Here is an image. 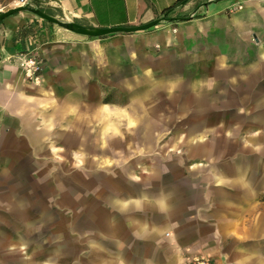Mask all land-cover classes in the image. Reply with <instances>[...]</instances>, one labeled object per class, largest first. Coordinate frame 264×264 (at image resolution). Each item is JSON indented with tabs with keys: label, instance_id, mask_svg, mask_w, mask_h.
<instances>
[{
	"label": "crops",
	"instance_id": "0c3cea01",
	"mask_svg": "<svg viewBox=\"0 0 264 264\" xmlns=\"http://www.w3.org/2000/svg\"><path fill=\"white\" fill-rule=\"evenodd\" d=\"M30 1L32 5L57 18L89 26L111 27L137 25L163 14L182 16L176 13L188 14L204 0ZM0 5L3 6V11L15 6L13 0H0ZM234 5H241V10L230 19L233 35L238 37L240 43L243 39L252 41L256 49L254 61L247 67H242L243 75L248 79L246 85L249 92L253 85L258 90L257 93L262 95L264 0H221L210 3L196 12L195 15L201 14L202 17L160 23L147 30L131 32L133 36L118 33L96 38L81 36L28 11H17L3 18L0 21V166L10 165L18 150L40 152L44 149L42 145L46 139H55L59 146L69 149L83 144L80 140L85 136L92 135L95 140V135H98L102 136L101 140H105L103 136L107 134H135L133 130L141 116L133 111L131 106L134 103L130 104L128 111L110 107L106 103H100L98 107L94 104L97 74L106 73L113 68L122 70V61L127 60L128 51L120 48L119 42L128 37H136L143 49L153 50L155 58L164 60L169 65L170 61H185L192 39L199 38L204 33L207 35L208 28L214 25L225 23L221 11ZM29 56L42 60L41 71L35 79L27 76L21 64ZM97 67L99 70H96ZM209 71L218 74L217 70ZM233 72L234 70H229L226 74ZM186 78L184 86H195L190 81L189 74ZM127 82V77H124L119 84ZM135 86L131 89L132 100L143 108L147 93L154 86L151 83L144 84L143 80ZM238 87L237 85L236 89ZM253 101L264 104V99ZM98 116L101 124L97 126ZM109 117L133 126L130 129L125 126L119 128ZM260 121L264 124V119ZM210 129L212 127H206L195 134L188 130V135L190 138L203 137ZM202 148L201 145L195 146L196 150ZM84 149L95 157V141L91 143L88 140ZM260 154L262 153L250 151L237 155L229 164H212L209 170L216 186L213 187L209 200L215 208L204 205L192 212L182 205V195L187 196L188 193L180 189L179 181L185 176L175 180L172 178L174 176L163 175L159 168L154 169L155 176L151 182L134 181L128 171L120 170L111 174L98 200L95 198V182L91 178L84 182L79 177H74L72 196L82 198L83 203L73 210V217L88 214L90 224L72 226V243L77 246V251L70 256L67 264H84L83 257L88 245L82 241L81 233L86 228L89 232H94L90 243L102 245L105 250L101 256L94 255L89 263L186 264L193 258L211 255L215 264H264V212L248 226L235 224L241 211L254 207L252 201H249L254 194L257 174L261 176L259 187L264 188V164L252 165L247 177L240 172L233 177L224 174V170L231 168L239 156L255 155L262 162L264 157ZM85 166L93 169L95 161H88ZM213 166L217 168L213 170ZM123 175L137 185L138 190L118 198L121 226H95L108 182ZM164 188L169 190L165 191ZM234 193L239 194L238 199L233 196ZM11 207L16 213L25 214L19 198H14ZM45 213L47 211H30L29 214ZM30 219L12 238L5 239L4 233L0 232V247H18L14 244L15 238L27 232L26 226H29ZM215 239H218L216 246ZM207 240L206 245L201 243ZM22 246L28 248L24 257L13 256L6 264H14L19 258L23 260L22 264H30V246L24 243L19 245Z\"/></svg>",
	"mask_w": 264,
	"mask_h": 264
},
{
	"label": "rangeland",
	"instance_id": "374dc122",
	"mask_svg": "<svg viewBox=\"0 0 264 264\" xmlns=\"http://www.w3.org/2000/svg\"><path fill=\"white\" fill-rule=\"evenodd\" d=\"M240 6L223 9L221 15L225 23L214 25L208 28L207 35L204 33L192 39L185 61H170L171 65L155 58L153 50L143 49L136 37L122 39L119 45L127 49V60L122 61V70L113 68L97 74L94 104L98 107L100 103H106L128 111L131 103L138 105L132 100L131 89L141 80L144 84L151 83L155 89L147 93L144 103L154 101L159 106L156 117L150 122L152 128L142 140L133 133H112L103 136L105 140L98 135H95V140L92 135L85 136L79 146H72L69 142L68 145L74 147L69 149L59 146L55 139H46L40 152L16 151V158L10 165L0 166V232L4 233L5 239L21 231L19 229H23L31 217L41 216L29 214L30 211L67 212L66 224L69 228L73 225L88 226V214L76 217L72 214L83 203L82 198L72 196L73 178L79 177L84 182L91 178L95 182V198L98 200L108 176L120 170L128 171L131 179L139 182H151L155 176L154 169L158 168L163 175L174 176L175 180L185 176L178 180L180 189L188 193L187 196L182 195L183 207L191 212L204 205L215 208L209 200L216 186L209 167L212 164H229L237 155L250 151L261 152L260 156L264 157V124L260 121L264 119L261 118L264 104L253 101L264 99V94L259 95L253 85L249 92L246 85L248 79L242 72V67H247L255 59V45L247 39H241L240 43L233 35L230 22L232 15L241 10ZM202 16L197 14L193 18ZM118 34L133 36L131 33ZM96 70H99L98 67ZM209 70H217L218 74ZM227 70L234 72L226 74ZM187 74L195 86L183 85ZM124 77L128 82L119 84ZM96 118L98 126L101 120L99 116ZM108 119L119 128L125 126L130 129L133 126L118 122L115 117ZM202 125L212 129L203 137L190 138L188 130ZM88 140L91 143L95 141V157L84 149ZM197 145L203 148L196 150ZM88 161H95L93 169L85 166ZM255 182L254 194L249 201L254 207L239 213L236 226H248L264 212V188L259 187V174ZM233 196L239 198L237 193ZM14 198L22 201L25 214H18L12 209ZM56 224L55 221L51 225ZM72 238L70 232L71 257L77 251ZM208 241L201 243L206 245ZM217 242L218 239H215V246ZM27 250V246L0 247V264L9 263L13 256L24 257ZM204 257H209L215 264L213 256Z\"/></svg>",
	"mask_w": 264,
	"mask_h": 264
},
{
	"label": "water",
	"instance_id": "95a60500",
	"mask_svg": "<svg viewBox=\"0 0 264 264\" xmlns=\"http://www.w3.org/2000/svg\"><path fill=\"white\" fill-rule=\"evenodd\" d=\"M221 0H204L193 8L186 16H165L164 14L153 18L147 22H143L137 25L131 26H111V27H97L89 26L78 23L73 20H65L62 18H57L51 14L46 13L40 7L34 6L32 4H26L23 6H14L0 12V21L6 16L15 13L17 11H28L32 14L54 24L66 30H69L75 34L86 36V37H102L115 33H131L137 31L147 30L153 26L160 23L170 22V21H181L192 19L199 8L208 5L210 3H216ZM154 87L148 92H153ZM145 105V108H144ZM133 106L135 108H133ZM133 111L142 112L140 114V119L135 126L134 131L136 132V138L143 139L144 136L152 128L151 120L155 118V113L158 109V105L154 101L147 102L142 106L132 104ZM141 110V111H140ZM147 110L149 113H145ZM206 127L202 125L197 128L189 129L190 133L195 134ZM146 145V144H145ZM260 161V160H259ZM255 155L249 156H239L235 159L234 164L231 168H226L224 174L226 176H236L238 173H242L246 177L248 176L249 168L252 165H262L264 161L259 162ZM217 167L213 166L212 169L215 170ZM168 191L169 188H164ZM138 190V186L133 184L128 180L126 176H117L108 182L107 188L103 192L101 206L97 213V222L95 226H121V211L119 209V199L122 196L131 195L133 192ZM67 213H57V212H47L39 217H32L30 219L29 226H26L27 232L24 234H19L16 236L14 244L19 246L24 243L30 246L31 258L30 264H67L70 259V246H69V233L72 232V226L69 228L66 224ZM115 219V222H114ZM57 222L55 226L51 224ZM93 225V224H92ZM94 232H89L88 228L81 233L82 241L87 243L88 248L83 257L84 264H94L89 263L94 255L101 256L104 254V246L91 244L90 241L93 238ZM90 244V246H89ZM22 259H17L14 264H22ZM105 264V263H98Z\"/></svg>",
	"mask_w": 264,
	"mask_h": 264
},
{
	"label": "built area",
	"instance_id": "2783aa9c",
	"mask_svg": "<svg viewBox=\"0 0 264 264\" xmlns=\"http://www.w3.org/2000/svg\"><path fill=\"white\" fill-rule=\"evenodd\" d=\"M31 4L30 0H13L15 6H23ZM3 11V6L0 5V12ZM22 66L26 70V74L30 79H35L42 68V60L33 56L26 57L22 62ZM186 264H214L209 257H197L193 258Z\"/></svg>",
	"mask_w": 264,
	"mask_h": 264
},
{
	"label": "trees",
	"instance_id": "16d2710c",
	"mask_svg": "<svg viewBox=\"0 0 264 264\" xmlns=\"http://www.w3.org/2000/svg\"><path fill=\"white\" fill-rule=\"evenodd\" d=\"M153 27H155V26H153ZM153 27H151V28H153ZM150 29V28H149Z\"/></svg>",
	"mask_w": 264,
	"mask_h": 264
}]
</instances>
